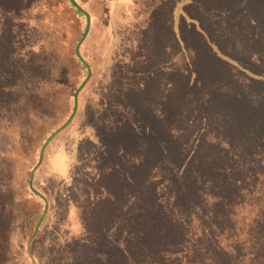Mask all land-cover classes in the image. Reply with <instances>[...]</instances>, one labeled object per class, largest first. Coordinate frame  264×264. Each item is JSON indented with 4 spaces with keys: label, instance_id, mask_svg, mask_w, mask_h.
<instances>
[{
    "label": "rangeland",
    "instance_id": "obj_1",
    "mask_svg": "<svg viewBox=\"0 0 264 264\" xmlns=\"http://www.w3.org/2000/svg\"><path fill=\"white\" fill-rule=\"evenodd\" d=\"M75 2L81 10L70 0H0L5 264H157L158 253L176 245V239L108 236L111 223L101 221L69 226L63 190L49 175L50 159L54 165L79 162V178L68 185V194L76 199L79 192V202L83 195L88 201L82 178L99 177L107 167L101 146L112 145L109 137L115 135L128 146L135 133L145 143L155 133L153 144L167 151L176 172L194 161L223 166L232 160L228 176L237 184V159L247 167L239 177L241 184L249 182L227 204L229 222L214 224V231L203 224L205 235L190 223L191 236L179 247L182 262L176 264H264L245 220L264 205L258 178L264 177V154L250 151L264 141V0ZM108 86V110L91 109ZM212 173L223 175L219 169ZM159 174L152 173L156 185ZM27 194L37 210L28 236L22 235L33 208Z\"/></svg>",
    "mask_w": 264,
    "mask_h": 264
},
{
    "label": "trees",
    "instance_id": "obj_2",
    "mask_svg": "<svg viewBox=\"0 0 264 264\" xmlns=\"http://www.w3.org/2000/svg\"><path fill=\"white\" fill-rule=\"evenodd\" d=\"M74 11L78 13L76 9ZM109 86L105 92L99 93L100 99L97 100L96 106L92 107L90 102L91 109L101 107L102 113L108 110L111 103L108 101ZM154 134L146 136L148 142L145 143L141 141L140 135L135 133L132 137L134 139L128 146L116 135L114 138L109 137V142L113 144L100 148L102 162L107 166L102 168V175L82 178L83 182L86 180L87 183L85 190H87L88 201H86L87 195H83L82 198L85 201L79 202V192L76 195L77 200L68 194V185L79 178L77 173V168L81 165L79 162L66 160L54 165V161L50 159L48 170L49 175L53 172L54 178L59 183V189L61 187L63 190L60 200L61 203L68 204L69 214L66 219L69 226H75V222L80 220L97 221L98 224L101 221L102 224L111 223L108 236L115 234L120 238L176 239V245L173 248L167 249V253H158L157 259L155 257L153 259V261L156 259L157 264L160 262L176 264L182 262L181 259L179 260V257H182L179 247H182V244L186 243L191 236L188 226L194 223L201 230L200 234L205 235L208 229H203V224L214 231V224L221 226L229 222L230 209L227 204L229 200L236 198L234 195L238 187L249 182V179H243L241 184L242 179L239 177L240 174L247 172V167L241 165L237 159V184L234 177L228 176L231 173L228 172V166L235 162L232 160H227L228 163L223 166L215 160L194 161L185 171L176 172L174 168H171L173 164L171 159L164 156L167 151L164 149L161 153L159 149L161 146L153 144L156 139ZM86 135L90 138V133ZM101 136L103 138L102 134ZM88 140H94V136ZM103 142L109 144L104 138ZM254 145L250 151L259 150L261 154H264L263 140L256 141ZM254 164L256 163H250L248 168ZM232 166L234 168V165ZM217 169L223 175L212 173ZM155 170L160 171L158 177L161 181H157L158 185L155 181L159 179L152 177ZM258 178L264 183V177ZM25 198V201L30 200L33 206L32 212L26 217L28 226L24 228L30 232H22V235L28 236L32 231L30 223L34 225L36 221L37 210L35 209L36 201L31 195L27 194ZM23 208H27L26 204ZM256 208L259 210L258 214L254 213L245 218L246 229L247 226H251L254 230L253 250L257 254H264V205ZM21 213L23 214L24 211L21 210ZM245 232L242 235L246 237L248 231ZM96 234H102V230ZM0 243L4 245V241L0 240ZM193 252L198 251L192 248ZM5 263L6 257L0 254V264Z\"/></svg>",
    "mask_w": 264,
    "mask_h": 264
},
{
    "label": "water",
    "instance_id": "obj_3",
    "mask_svg": "<svg viewBox=\"0 0 264 264\" xmlns=\"http://www.w3.org/2000/svg\"><path fill=\"white\" fill-rule=\"evenodd\" d=\"M71 2H72V4L75 6V7H77L79 10H81V8L77 5V3L75 2V0H70ZM88 24H89V18H88V16H87V27H86V29L88 28ZM86 35V30H85V32H84V35H83V37L81 38V40L84 38V36ZM81 40H80V42H81ZM80 42L77 44V46H76V51H77V53H78V47H79V44H80ZM87 81V79H85L84 80V82L81 84V86L80 87H82L84 84H85V82ZM79 87V88H80ZM78 91H79V89H78ZM77 91V92H78ZM77 92H76V94H77ZM75 112V109H74V111H73V113ZM72 113V114H73ZM71 117H72V115L70 116V118L68 119V121H66V123H64L58 130H56V131H54L49 137H48V139H47V141H46V143H45V145L47 144V142L52 138V137H54L61 129H63L67 124H68V122L70 121V119H71ZM44 145V146H45ZM44 146L42 147V150H41V157H42V152H43V148H44ZM31 179H32V174H31ZM41 220V219H40ZM40 220L38 221V223H37V225H36V228H35V231H36V229H37V227H38V225H39V223H40Z\"/></svg>",
    "mask_w": 264,
    "mask_h": 264
}]
</instances>
